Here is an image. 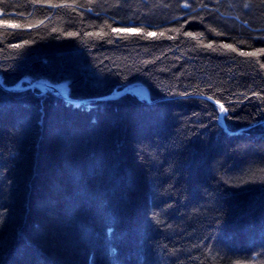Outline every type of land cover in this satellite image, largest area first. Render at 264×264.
Returning a JSON list of instances; mask_svg holds the SVG:
<instances>
[{
	"label": "trees",
	"instance_id": "1",
	"mask_svg": "<svg viewBox=\"0 0 264 264\" xmlns=\"http://www.w3.org/2000/svg\"><path fill=\"white\" fill-rule=\"evenodd\" d=\"M0 264H264V0H0Z\"/></svg>",
	"mask_w": 264,
	"mask_h": 264
},
{
	"label": "rangeland",
	"instance_id": "2",
	"mask_svg": "<svg viewBox=\"0 0 264 264\" xmlns=\"http://www.w3.org/2000/svg\"><path fill=\"white\" fill-rule=\"evenodd\" d=\"M32 83H33L31 85L32 87L37 86L38 88H40L42 90H57V91H60L64 95L66 94V87H67L66 82H62V83H58V84H52V83H49L45 80H40V81H36V82H32ZM22 85H23V83L21 82L18 84L17 87H21ZM124 90H129L131 92H134L141 98L147 97V90L145 89V87H143L139 83L131 84V85L127 86Z\"/></svg>",
	"mask_w": 264,
	"mask_h": 264
},
{
	"label": "bare ground",
	"instance_id": "3",
	"mask_svg": "<svg viewBox=\"0 0 264 264\" xmlns=\"http://www.w3.org/2000/svg\"><path fill=\"white\" fill-rule=\"evenodd\" d=\"M40 80H43V79H37V80H33V81H31V82H29V83H27V84H25V83H23V85L21 86V87H17L18 86V84L17 85H15V86H6L5 88H7V89H16V90H22V89H25V88H27V87H32L31 85L33 84L32 82H36V81H40ZM48 82V81H47ZM21 83V82H20ZM49 83H52V82H49ZM62 83V82H61ZM52 84H58V83H52ZM66 85H67V82H66ZM66 90H67V87H66ZM60 92V91H59ZM72 100V99H71ZM72 101H74V102H77V101H82V100H72ZM223 108V107H222ZM223 110V109H222ZM221 110V111H222ZM220 111V112H221ZM220 116H222V115H220Z\"/></svg>",
	"mask_w": 264,
	"mask_h": 264
},
{
	"label": "water",
	"instance_id": "4",
	"mask_svg": "<svg viewBox=\"0 0 264 264\" xmlns=\"http://www.w3.org/2000/svg\"><path fill=\"white\" fill-rule=\"evenodd\" d=\"M126 91H129V90H126ZM223 108L221 107V110H222ZM220 115H222V111L220 112Z\"/></svg>",
	"mask_w": 264,
	"mask_h": 264
}]
</instances>
